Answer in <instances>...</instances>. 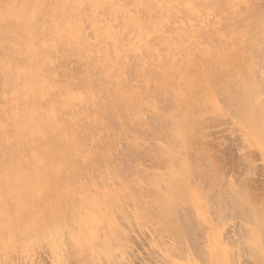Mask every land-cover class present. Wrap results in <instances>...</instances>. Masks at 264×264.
<instances>
[{
  "label": "rangeland",
  "instance_id": "374dc122",
  "mask_svg": "<svg viewBox=\"0 0 264 264\" xmlns=\"http://www.w3.org/2000/svg\"><path fill=\"white\" fill-rule=\"evenodd\" d=\"M43 1L46 13L66 3L68 16L75 19L66 17L62 21L63 31L74 37L67 36L70 43L65 40L66 34L63 38L64 32H59L60 37L47 31L49 28L43 24L47 16H41V26L38 24L46 29L36 26L37 31L33 29L30 34L31 40L39 39L38 43L33 39L34 46L41 47L43 38V59L49 56L51 61L44 59L48 63L44 76H40L51 87L41 109L57 107L55 99L60 94L67 102L60 115L72 134L68 136L80 144L72 139L77 144L73 155L55 154L53 165L46 166L48 170L57 169L59 156L63 168L58 165L61 171L55 172L59 173L58 189L62 190L56 191L62 195L58 192L57 197L53 196L57 194L53 190L46 198L40 197L37 214L26 210V199L14 200L18 188L13 195L10 193L11 197L8 195L12 187H20L19 173L25 166L33 170L22 174L24 183L25 176L43 177V167L23 164L32 160L33 152L23 149L22 133L13 134L15 121L38 109L33 102L38 88L34 87L33 92L31 84L20 82L26 75H19L13 67H21L26 57L21 55L22 47L17 53L16 33L0 24V61L5 59L3 64L0 62V146H7L3 151L0 147V193L5 196L0 199V264H262L256 249L258 236L264 233V0H80L79 5L72 0L71 4L70 0ZM51 34L57 40L53 47ZM218 64L231 72L215 73ZM211 66L212 71L216 67L215 74L223 80L225 77L224 81L216 79L214 91H204L188 80L199 67L206 68V74L212 77ZM26 68L28 74L33 73L31 67ZM26 68L21 73H26ZM5 69H11L10 74ZM3 76L8 77V84ZM248 82L260 92L255 91L259 100L254 99L252 108L256 121L263 123L257 122L259 129L253 131L254 136L239 113L240 103L231 96V91L236 92L241 83L248 86ZM20 83H25L28 87L23 88L28 90L14 87ZM188 104L194 106L193 112L188 113ZM19 112L27 114L20 113V117ZM174 117L185 121L189 137L177 135L179 122ZM191 120L195 126L191 127ZM14 137H19V145ZM16 154L21 155L19 159ZM12 158L21 160L20 167L15 161V170ZM185 165H197L194 171H186L188 184L184 181V189L172 187L176 186L174 177ZM62 191L68 192L66 196ZM56 204L60 209L58 218L63 220L61 228L66 232L61 230L58 241L63 244L59 242L57 247L56 241L51 246L53 242L41 236L39 240V232H35L51 219L49 210ZM164 209L169 212L165 218L161 212ZM34 222L42 225L36 228ZM260 238L264 246V234Z\"/></svg>",
  "mask_w": 264,
  "mask_h": 264
},
{
  "label": "bare ground",
  "instance_id": "6f19581e",
  "mask_svg": "<svg viewBox=\"0 0 264 264\" xmlns=\"http://www.w3.org/2000/svg\"><path fill=\"white\" fill-rule=\"evenodd\" d=\"M58 1V0H57ZM60 1H62V2H60V3H65L66 1H68L69 2V0H60ZM74 3H78V2H80V0H72ZM71 0H70V4H71V2H72ZM242 1V0H241ZM43 0H0V12H3V16L1 17L0 16V21L1 20H3L4 22H0V24L2 25V26H4L5 27V29L7 30H10L11 32L13 31L14 33H16L15 34V36L14 35H11V37L12 36H14V41H15V43H16V45L17 46H19V47H17L18 49H17V53L19 52L20 53V49H21V47H22V49H23V53L21 54V55H23V56H25L26 58H25V62H24V64H23V62H22V64L23 65H25L24 67H23V65L21 66V67H19V66H16V64L14 65L12 62L10 63V64H13L14 65V67H13V69L15 68V72H17L19 75H26V77H27V80L25 81V78L26 77H24V76H22L21 78H24V80L23 79H21L20 80V82L22 81V82H27L28 84H31V86H33V88H31V89H33L32 91L34 92L35 91V89H34V87L35 88H38L37 90H38V92H35V93H37V94H35V96L36 95H38L40 98L39 99H37L38 98V96L37 97H35V96H33V98H34V101L33 102H35L34 103V105H36L35 106V108H38L37 110H34V108H33V110L27 115L28 117H25L24 119H22V118H19V116H18V118L19 119H15V117H17V115L14 113V115H16V116H14V121H15V124L16 125H14V121L13 122H11V127H13V125H14V127H16L18 130H21V132H19L18 134H16L17 132H18V130H16V128H15V131H16V133H13V134H15V136H19V134L21 135V133L23 134L22 136H24L25 138H23V137H21L20 136V139H22L23 141H20L19 140V137H17V140H16V137H14L15 138V140H16V143L18 142V141H20V143L22 142V146H25V148L23 147V149H31L32 150V160H30L29 159V161L28 162H30V163H28V162H23V164L25 165H27V164H30V165H36V166H42L43 167V170H44V168H45V170L43 171H41V173L40 172H38V173H40L41 175H42V173H43V177H35V179H32V176L30 177V176H28L27 177V179H25L26 178V176H25V178H24V181H25V183L23 182V175L22 174H25L26 173V171H31V170H29V169H32V168H30L29 166V168L27 169L26 168V166H25V170L24 169H22V167L19 169V170H21L22 169V171L24 170V172L23 173H19L20 175L19 176H22L21 178V181H19L18 183L20 184L21 183V185H20V187H19V185H18V187H14V189H13V187L11 188V189H8V190H11L9 193H8V195L11 193L12 194V191L13 190H15L16 188H18V189H16V191H17V194H15V193H13L12 195L13 196H15L13 199L14 200H19V202L20 201H22V200H24V199H26L24 202L25 203H27L26 205H28V207L26 208V210L27 211H30L29 213L31 214V212H32V215L35 213V214H37L36 213V209H37V207L39 208V206H37V202H40V197H42V199H43V197L44 198H46L45 197V195L46 194H48V193H50L51 191L53 192V190H59V191H61L62 190V188H61V190L60 189H58V188H60V186H61V182L58 180V174L59 173H57L56 174V170H57V172L58 171H61L60 170V168H58L59 166L58 165H60V167H62V163L61 164H59V161H60V158H56V160L57 161H55V163L56 162H58V164L56 165V168L57 169H55V168H52L51 167V169H52V172L50 171L51 169H46V166H51V165H53L52 163H54L53 162V157H54V155L55 154H58V155H60V154H66V156H68V157H71L73 154H72V152H73V150H74V148H75V146H77V144H75V142L76 143H78V145L80 144L79 143V141L78 140H76V138H70L68 135H70V136H72V134L68 131V129L64 126L65 124H64V121H63V118L61 117V112H60V110L62 109V108H64L65 109V106H66V104H67V102H66V100L65 101H63L62 100V96H60V94H58V96H56V99H55V103H57V107L55 106V107H52V106H46V107H48L46 110H42L41 108V106L43 105L42 104V101L45 99V95H47V94H49V91L51 90V87L49 86V84H47V83H44V81L42 80V75L44 76V67H46L45 65H46V63H48V60H49V56H48V58H44V59H48V60H46V62H44V59H43V57H46V56H44L46 53L45 52H43L45 49V41L44 40H42L41 39V41H40V45H41V47H39V45L38 44H36V46L38 47V48H41V49H38L36 46H34L35 44H34V41H33V39L34 38H32V40H31V38L30 37H32V35L30 36V34L33 32V29L35 30V31H37L36 29H37V27L38 28H40L41 30H42V28H43V26L42 27H39V25L41 26V23H42V17H46L47 19H44L43 18V20H47V21H45V22H47V23H43V24H45L44 26L46 27V28H49L47 31H50L52 34L54 33H56V34H61L62 33V35H63V32H64V39H65V34H66V39L65 40H68V42L70 41V38H73L74 39V37H71L70 35H68L69 33L65 30V31H63L64 29H62V28H64V24H63V19L64 18H66V17H68V19H71L68 15H69V13H67V11H68V7L67 6H65L66 5V3H65V5L64 4H62L61 6H59L58 8H55L51 13H46V9L44 8V7H42V6H44L43 5ZM67 2V3H68ZM80 3H78V5H79ZM42 5V6H41ZM57 5H60L59 3L57 4ZM68 5V4H67ZM77 5V6H78ZM77 6H76V8H77ZM79 11V10H78ZM71 13V12H70ZM81 13V12H80ZM42 16V17H41ZM49 16H50V18H49ZM40 18H41V21H40ZM72 18H74V16L72 17ZM77 18V17H76ZM67 19V20H68ZM75 19V18H74ZM74 19H71V20H74ZM71 20H69V21H71ZM14 21H18V22H14ZM40 22V23H38V22ZM49 21V22H48ZM75 21H77V19L75 20ZM74 21V22H75ZM71 23H72V21H71ZM76 23V22H75ZM74 23V24H75ZM39 24V25H38ZM73 24V23H72ZM77 25V24H76ZM37 26V27H36ZM75 26V25H74ZM35 27H36V29H35ZM43 28V30L44 29H46V28ZM76 28H78L77 26H76ZM0 29H2V28H0ZM4 29V30H5ZM22 30V31H21ZM1 31V30H0ZM23 34H25V35H23L22 36V33ZM46 31V30H45ZM58 33H57V32ZM9 32V31H8ZM7 32V33H8ZM21 34H20V33ZM25 32V33H24ZM59 32H61V33H59ZM42 33H44V32H42ZM68 33V34H67ZM79 33V32H78ZM3 34H5V33H3ZM51 34V35H52ZM42 36V34H41V32H40V34H39V36ZM50 35V36H51ZM39 36H36V38L38 39V37ZM49 36V37H50ZM56 36V35H55ZM67 36H70V38L69 39H67L68 37ZM0 37H2V36H0ZM21 37V38H20ZM22 37H24V41H23V43H20V41H19V39H21V41L23 40L22 39ZM34 37V36H33ZM59 37V36H58ZM60 37H62L61 35H60ZM4 38H5V36H4ZM54 35H52V38H49L50 40H52L51 41V43H50V41H49V43L51 44L50 46H52L53 47V45L52 44H54ZM63 38H58V40L60 41H63ZM77 37H75V41L77 40L76 39ZM10 39V38H9ZM8 39V40H9ZM35 41H36V39H34ZM39 40V39H38ZM37 40V41H38ZM6 41V40H5ZM11 41V40H10ZM13 41V42H14ZM36 41V42H37ZM42 41H44V42H42ZM57 41V40H56ZM55 41V42H56ZM58 41V42H59ZM71 41H72V39H71ZM75 41L73 42V44L75 45ZM2 42H3V39H2ZM35 42V43H36ZM8 43L9 42H7L6 41V44L8 45ZM15 43L13 44V45H15ZM38 43V42H37ZM70 43V42H69ZM5 44V45H6ZM18 44H20V45H18ZM56 44V43H55ZM63 44L65 45L66 44V42H63ZM0 45H2L1 43H0ZM11 45V44H10ZM12 45V46H13ZM46 45H47V42H46ZM5 47V46H4ZM7 47V46H6ZM8 47H9V45H8ZM16 47L14 48V47H12L13 48V51H15L14 49H16ZM36 47V48H35ZM44 47V48H43ZM12 48H11V50H12ZM4 49V48H3ZM7 49V48H6ZM10 49V48H9ZM42 49H43V51H42ZM2 50V49H1ZM18 50H20V51H18ZM36 50H37V52H36ZM7 51V50H6ZM251 52V51H250ZM15 53V52H14ZM17 53L15 54L16 56H18L17 55ZM248 53V52H247ZM20 55V54H19ZM246 55H249V54H246ZM251 55V54H250ZM15 56V57H16ZM21 57V56H20ZM40 57H42V62L40 61ZM22 59H23V57H22ZM217 59V58H216ZM219 59V58H218ZM217 59V60H218ZM220 59H221V57H220ZM224 59V58H223ZM5 60V59H4ZM4 60L2 59V61L3 62H1L2 64L4 63ZM7 60V59H6ZM16 61V60H15ZM20 61V60H19ZM249 61H250V59H249ZM18 62V61H17ZM16 62V63H17ZM21 62V61H20ZM51 61L49 60V63H50ZM219 62H220V60H219ZM234 62V61H233ZM241 62V61H240ZM246 62V61H245ZM251 62V61H250ZM250 62H249V64H250ZM43 63H45V64H43ZM224 63V62H223ZM222 63V64H223ZM230 63V62H229ZM7 64H8V62H7ZM220 64V63H219ZM218 64V66H217V70L218 71H216L215 73H218L219 72V70L221 71L222 70V72H220V73H223V72H227V73H229V69L228 68H230V67H228L227 69L228 70H226V69H224V66H226V65H228V64H226L225 63V65L222 67L221 65H219ZM234 64V63H233ZM246 64H248V63H246ZM17 65H20V64H18L17 63ZM48 65V64H47ZM215 65H217V63L215 64ZM230 66H231V63L229 64ZM235 65V64H234ZM250 65H252V63L250 64ZM8 66H9V64H8ZM7 66V67H8ZM11 66V65H10ZM114 66H116V65H114ZM113 66V67H114ZM220 66V67H219ZM245 66V65H244ZM11 67V68H12ZM26 67H31V71H33V73L31 72L30 74H28V68H26ZM215 67V66H214ZM9 68V67H8ZM26 68V73H24V71H22V73H21V70H23V69H25ZM114 68H116V67H114ZM200 69H195V71L194 72H191L192 74H190L189 76H190V79H188L189 81L191 80L193 83H196V84H198L201 88H203V90L205 91H214V86L213 85H215V83L214 82H216L217 80L216 79H221L222 77L218 74H215L214 73V71H215V69H216V67L214 68V71H212V66H211V70L209 71L210 72V76H212V77H208V75H209V73H207L206 74V68H201V67H199ZM235 68H237V66L235 67ZM208 69V68H207ZM11 70V69H10ZM10 70H7V69H5V70H3V71H6L7 73H8V71H10ZM2 71V72H3ZM19 71V72H18ZM211 71L215 74H213V75H211ZM13 72V71H12ZM11 72V73H12ZM231 72V71H230ZM17 73H15V74H17ZM21 73V74H20ZM8 74H10V72L8 73ZM17 74V75H18ZM112 74V73H111ZM233 74V70H232V73H231V75ZM3 75H5V73L3 72ZM19 75H18V77H19ZM28 75V76H27ZM223 75V74H222ZM225 75V74H224ZM6 76H8V75H6ZM6 76H3V79L5 80V83H7L8 82V77L7 78H5ZM39 76V77H38ZM41 76V77H40ZM111 76V75H110ZM114 76H116V75H114ZM227 76H228V74H227ZM230 76V75H229ZM11 77V76H10ZM9 77V78H10ZM15 77H16V75H15ZM232 77V76H231ZM230 77V78H231ZM12 78H13V76H12ZM36 78H38V82H39V84H38V87H37V81H36ZM45 78H47V77H45ZM113 78V77H112ZM229 78V77H228ZM14 79V78H13ZM17 80H18V78H16ZM227 79V78H226ZM7 80V81H6ZM51 80V79H50ZM222 80H223V78H222ZM224 80H225V77H224ZM223 80V81H224ZM228 81H229V79H227ZM227 80H226V85L229 83V82H231V81H229V82H227ZM220 82V83H223V85L225 84L224 82ZM218 82V81H217ZM232 82H233V78H232ZM236 82H238L237 80H236ZM10 83V82H9ZM17 84V86L18 85H20V86H14V87H16L18 90H20L19 88L21 87V89L23 90H25V91H27L26 90V88H23L24 86L23 85H25L26 86V84ZM249 83L250 82H248V86L245 84V83H241L240 84V86H239V89L237 90L236 89V92H235V90L234 91H231V93H232V98L234 99V101H236V102H238V103H240V107H239V110H240V115L243 117V119L247 122V124L249 125L248 127H247V131H249L250 130V133L254 136L255 135V133L253 132V131H256L257 132V130L259 129V126H258V124H257V122H261V121H256L257 119L255 118V116H254V110H253V108H252V105H253V102H254V99L256 98V100L258 99L259 100V96H258V98H257V93L255 92V91H259V90H256L255 89V86H254V89L252 88L253 86L252 85H254L253 83H251L250 84V86H249ZM8 84V83H7ZM27 84V85H28ZM188 84V83H187ZM234 84V83H233ZM237 84V83H236ZM235 84V85H236ZM217 85V84H216ZM226 85H225V87H226ZM237 85H239V84H237ZM11 86V85H10ZM230 86V85H229ZM13 87V88H14ZM26 87H28V86H26ZM195 87V86H194ZM218 87H221V85L219 84V86ZM232 87H234V86H232ZM9 88H11V87H9ZM30 88V87H29ZM222 88V87H221ZM256 88H257V85H256ZM259 88V87H258ZM218 89V88H217ZM229 89V88H228ZM233 89V88H232ZM12 91L11 92H13V90L14 89H11ZM36 90V91H37ZM54 90H56V89H54ZM60 90V89H59ZM224 90H226V88L224 89ZM230 90V89H229ZM21 91V90H20ZM18 92V94H20L21 92ZM24 91V92H25ZM31 91V92H32ZM219 91H222L221 89H219ZM227 91V90H226ZM216 93H217V91H215ZM223 92V91H222ZM179 93V92H178ZM177 93V94H178ZM198 93H199V91H198ZM202 93V92H201ZM203 93H205V92H203ZM215 93V94H216ZM220 93V92H219ZM231 93H229V95L231 94ZM258 93H260V92H258ZM13 94H15V92L13 93ZM22 94H23V92H22ZM26 95L28 94V93H25ZM51 94V93H50ZM52 94H53V90H52ZM57 94V93H56ZM223 94V93H222ZM222 94H220V95H222ZM257 94V95H256ZM30 95H32V93L30 94ZM201 95V94H200ZM199 95V96H200ZM218 95V94H217ZM227 95V94H226ZM22 96H24L25 97V95L23 94ZM223 96V95H222ZM230 96V97H231ZM20 97V96H19ZM27 97H29V95L27 96ZM47 97V96H46ZM185 97V96H184ZM198 97V96H197ZM226 97V96H225ZM31 98V97H30ZM220 98V97H219ZM218 98V99H219ZM23 99V98H22ZM199 99V101H201L202 102V100H200L201 98H198ZM197 99V100H198ZM224 99V98H223ZM13 100H14V98H13ZM30 100V99H29ZM39 100H41V101H39ZM227 100H229V99H227ZM231 100V99H230ZM196 101V100H195ZM232 101V100H231ZM29 102V101H28ZM31 102V101H30ZM39 102H40V104H39ZM65 102H66V104H65ZM200 102V103H201ZM230 102V101H229ZM196 103V102H195ZM198 103V102H197ZM259 103V102H258ZM260 104V103H259ZM256 105V104H255ZM258 105V104H257ZM257 105H256V107H257ZM24 106V105H23ZM28 107H30L31 108V105L29 106V105H27ZM259 106V105H258ZM19 107V106H18ZM17 107V108H18ZM45 107V106H44ZM193 107L194 106H191V105H189L188 104V113H190L192 110H193ZM260 107V106H259ZM25 108V107H24ZM23 108V109H24ZM63 109V110H64ZM196 109V108H195ZM199 109V108H198ZM262 109V108H261ZM13 110V109H12ZM20 110V109H19ZM22 110V109H21ZM26 109H24L23 111H25ZM71 110V109H70ZM258 110H260V108L258 109ZM27 111V110H26ZM62 111V110H61ZM263 112V109L262 110H260V112ZM16 113H17V110L15 111ZM22 112V111H21ZM21 112H19L18 113V115H20V113ZM193 112V111H192ZM12 113V112H11ZM24 113V112H23ZM23 113H21V114H23ZM26 113V112H25ZM62 113H63V111H62ZM8 114V113H7ZM27 114V113H26ZM26 114H23V115H26ZM61 114V115H60ZM11 116H12V114H11ZM6 117V116H5ZM20 117H21V115H20ZM76 117V116H75ZM175 119H174V121L176 120V121H178V120H180L179 119V117H174ZM8 119V118H7ZM6 119V120H7ZM73 119H75V118H73ZM175 121V122H176ZM181 121H183V123L185 122L183 119L181 120ZM176 122V123H178L177 125H176V128H175V131H176V133H177V135L178 136H181V137H186L187 138V136H188V127L186 128V127H184V126H186L185 125V123L184 124H182V122ZM191 122H192V120H191ZM195 123V122H194ZM193 122H192V124H191V127L192 126H195V125H193L194 124ZM261 123H263V121L261 122ZM260 123V124H261ZM13 124V125H12ZM263 124H261L260 125V129H262L261 128V126H262ZM264 127V126H263ZM194 128V127H193ZM192 128V129H193ZM192 129H191V137H192ZM174 130V129H173ZM260 131V130H259ZM12 134V133H11ZM10 134V135H11ZM13 134H12V138H13ZM262 135H263V133H261ZM9 135H7V137H8ZM26 136H27V139H26ZM2 137V136H1ZM4 137V136H3ZM189 137V136H188ZM6 138V137H5ZM4 138V139H5ZM11 138V139H12ZM7 140V139H6ZM5 140V141H6ZM9 141H10V139H9ZM3 144V143H2ZM18 144V143H17ZM19 145V144H18ZM15 146V145H14ZM13 146V147H14ZM0 147H3L4 148V146H0ZM7 147V146H6ZM5 147V148H6ZM5 148L4 149H2V151L3 150H5ZM19 149H20V147H18ZM14 149V148H13ZM77 149V148H76ZM8 150V149H7ZM81 150V149H80ZM1 151V150H0ZM9 151V150H8ZM22 151V150H21ZM75 151V150H74ZM77 151V150H76ZM10 152V151H9ZM11 152H15V151H11ZM27 152H28V150H27ZM26 152V153H27ZM0 153H2V152H0ZM15 153H17V151L15 152ZM18 153H19V151H18ZM21 153V152H20ZM75 153H77V152H75ZM81 153V152H80ZM79 153V154H80ZM14 154V153H13ZM13 154H11V155H13ZM78 154V153H77ZM15 155V154H14ZM61 155V156H62ZM17 156H19L18 154H16V156H15V158L17 157ZM21 156V155H20ZM19 156V157H20ZM77 156V155H76ZM83 156V155H82ZM26 157V156H25ZM63 158L65 157V155L64 156H62ZM61 157V158H62ZM67 157V158H68ZM80 157V156H79ZM1 158V157H0ZM18 158V157H17ZM29 158V157H28ZM62 158V159H63ZM73 159L72 160H75V158H74V156L72 157ZM78 158V157H77ZM81 158V157H80ZM2 160H3V158H1ZM0 159V160H1ZM19 159V158H18ZM12 160H13V158H12ZM67 159H66V157L64 158V161H66ZM71 160V159H70ZM85 160V159H84ZM14 161V163H15V161H17V164H19L18 162H20L21 160H13ZM13 161H9L8 160V163L9 162H13ZM23 161V160H22ZM64 161L62 160V162L64 163ZM79 161V160H78ZM81 161V160H80ZM1 162V161H0ZM69 162V161H68ZM78 163V162H77ZM84 163V162H83ZM2 164V163H1ZM5 164H7V163H5ZM3 165L2 167L4 168V166H6V165ZM12 164V163H11ZM11 164H10V166H11ZM17 164L15 163V164H13V166H14V170H15V166H17ZM68 164L69 163H67V166H68ZM75 164V163H74ZM199 163H197V165H198ZM70 165V164H69ZM190 165V164H189ZM197 165H196V167H197ZM9 166V165H8ZM23 166V165H22ZM39 166V167H40ZM49 166L47 167V168H49ZM54 166H55V164H54ZM66 166V165H65ZM73 166V165H72ZM19 167H20V164H19ZM32 167V166H31ZM190 167V166H189ZM196 167L195 168H188V165H185V166H182L181 167V169L180 170H182V171H180L181 172V174L180 175H176V177H174V178H176L177 180H176V182H175V185L176 186H173V185H171L172 187H174V188H176V187H178L179 189H181V188H185V184H184V181H186V183L188 184V180H187V172L186 171H188V172H192V169H193V171H194V169H196ZM13 168V167H12ZM63 168V167H62ZM6 169V168H5ZM9 169H11V168H9ZM18 169V168H17ZM17 169H16V171H17ZM39 169V168H38ZM53 169H54V172H53ZM74 169V168H73ZM33 170V169H32ZM35 170V169H34ZM39 170H41V169H39ZM69 170H71V168L69 169ZM68 170V171H69ZM204 170V169H203ZM203 170H201V172L203 171ZM19 172V171H18ZM21 172V171H20ZM33 172V171H32ZM37 172V171H36ZM73 172H74V170H73ZM201 172H200V174H201ZM203 173V172H202ZM40 174H39V176H40ZM66 175V174H65ZM19 176H17L18 178H19ZM215 177V176H214ZM61 178V177H60ZM215 179V178H214ZM7 180H8V178H7ZM18 180V179H17ZM20 180V179H19ZM177 181H180L179 183L177 182ZM17 183V184H18ZM57 186H56V185ZM178 184V185H177ZM58 185H60L59 187H58ZM54 186H55V188H54ZM170 186V187H171ZM169 187V188H170ZM57 188V189H56ZM168 189V188H167ZM170 189H172V188H170ZM178 189V190H179ZM175 190V189H174ZM178 190H176V191H178ZM16 191H14V192H16ZM54 191V192H55ZM59 191H56L57 192V194H53V196L54 195H56L55 197H57V195H58V192ZM171 191H173V189L171 190ZM184 191V190H183ZM195 191V190H194ZM1 192V191H0ZM166 192H168V191H166ZM179 192V191H178ZM186 192V191H185ZM3 193V192H2ZM2 193H0V199H4V197L5 196H3V194ZM60 193V192H59ZM62 193L63 194H65L64 193V191H62ZM68 193V192H67ZM66 193V194H67ZM170 193H172V192H169V194ZM11 194L9 195L10 197H11ZM61 194V193H60ZM66 194H65V196H66ZM52 195V194H51ZM62 195V194H61ZM35 196H37L36 198V202L34 203V197ZM47 196V195H46ZM70 196V195H69ZM168 196V195H167ZM173 196V195H172ZM8 197V196H7ZM17 197V198H16ZM48 198V197H47ZM62 198H64L63 196H62ZM13 199H11V200H13ZM41 199V200H42ZM53 200L55 199L56 201H57V199L56 198H52ZM61 199V198H60ZM162 199V198H161ZM166 199H168V198H166ZM27 200H28V202H27ZM33 200V203L31 202V201ZM62 200V199H61ZM160 200V199H159ZM164 200V199H163ZM169 201H171V200H169ZM23 202V203H24ZM65 202H66V200H65ZM160 202H162V201H160ZM61 203V202H60ZM68 203V202H67ZM164 203V202H163ZM170 203V202H169ZM173 203V202H172ZM171 203V204H172ZM36 204V205H35ZM39 204V203H38ZM40 204H42V203H40ZM62 204V203H61ZM60 204V205H61ZM89 204V203H88ZM167 204V203H166ZM57 205V204H56ZM54 206L53 205V207L51 206V210H49V211H51L49 214H50V217H51V219L49 220V219H47V222L46 223H43V225L41 224V222H40V224L38 225L36 222H34V223H36L35 225H34V227H40V225H42L40 228H37V229H39L38 231H35V232H39L38 234H37V238L39 239L40 238V236L43 238V239H45L46 241H50V242H53V243H50V245L51 246H53V244H55V241H56V247H57V243H58V245H59V242L60 241H58V236H59V234L60 233H62L61 232V230H63L62 228H63V226H62V228H61V222H63V220L61 221L59 218H58V215H59V213H60V209H59V206L57 205V206ZM66 205V204H65ZM170 205V204H169ZM173 205H175V203L173 204ZM172 205V206H173ZM37 206V207H36ZM42 206V205H41ZM165 207H166V205H164ZM7 207V206H6ZM61 207V206H60ZM63 207V206H62ZM67 207V206H66ZM69 207V206H68ZM8 208V207H7ZM168 208V207H167ZM25 209V208H24ZM30 209V210H29ZM39 209H41V208H39ZM68 209V208H67ZM70 209V208H69ZM168 209H171V205L169 206V208ZM10 210V209H9ZM38 210V209H37ZM43 210H44V208H43ZM63 210H65V209H63ZM163 210V209H162ZM161 210V212H163L162 214H163V216H164V218L168 215V210H165L164 209V211H162ZM14 211V210H13ZM46 211H48V210H46ZM97 211H98V209H97ZM41 212H42V210H41ZM66 212V211H65ZM67 212H68V210H67ZM71 212L73 213L74 211H72L71 210ZM69 213V212H68ZM101 213V212H100ZM19 214V213H18ZM45 214V213H44ZM53 214H56V216H57V219H54L55 217V215H53ZM78 214V213H77ZM20 215V214H19ZM46 215V214H45ZM51 215H53V218H52V216ZM90 215L92 216V218L94 219L97 215H96V213L93 211V210H91L90 209ZM82 216L84 217V214L82 213ZM82 216H80L81 218H83ZM139 216V215H138ZM14 217H17V216H15V214H14ZM20 217V216H19ZM87 217V216H86ZM86 217H84V219L86 218ZM46 218V216L44 217V219ZM91 218V217H90ZM30 219V218H29ZM80 219V218H79ZM78 219V220H79ZM96 219V218H95ZM16 220V219H15ZM36 220V219H35ZM34 220V221H35ZM46 220V219H45ZM39 221V220H38ZM81 221H82V219H81ZM75 222V221H74ZM76 222H78V221H76ZM31 223H32V221H31ZM78 225H79V222L77 223ZM76 224V225H77ZM80 224H82V223H80ZM38 225V226H37ZM77 225V227H79ZM83 225H84V222H83ZM31 226H32V224H31ZM30 227V226H29ZM28 227V228H29ZM34 227H31V228H33L34 229ZM76 227V226H75ZM21 228V227H20ZM30 228V229H31ZM80 228V227H79ZM24 229V228H23ZM36 230V229H35ZM64 231V230H63ZM27 232V231H26ZM25 232V233H26ZM65 232V231H64ZM87 232V231H86ZM66 233V232H65ZM76 233H78V234H80V232H78V228H77V231H76ZM88 233H89V231H88ZM261 233H263V232H261ZM40 234V235H39ZM64 234V233H63ZM63 234H61V236L63 235ZM91 234H93V232L91 231ZM264 234V233H263ZM263 234L261 235V234H259V242H258V245H257V255H258V258L260 259V261H261V263L262 264H264V246H262V239L260 238V237H262L263 236ZM38 235H39V237H38ZM75 235H77V234H75ZM89 235V234H88ZM61 236H60V238H61ZM78 236V235H77ZM85 236V235H84ZM91 236V235H90ZM93 236H94V234H93ZM63 237V236H62ZM70 237V236H69ZM71 237H72V235H71ZM76 237V236H75ZM74 236L72 237V238H74V239H77V237L75 238ZM89 237V236H88ZM95 237V236H94ZM42 238H40L39 240H42ZM106 238V237H105ZM66 239V238H65ZM93 239V238H92ZM95 239V238H94ZM89 240V239H88ZM105 240V239H104ZM62 241V240H61ZM35 242H36V240H35ZM89 242H90V240H89ZM61 244L60 245H62L63 243L62 242H60ZM91 244V243H90ZM104 245H106V243L104 244ZM88 247H91L90 245L88 246ZM87 247V248H88ZM106 247V246H105ZM58 248H60V246L58 247ZM58 248H56L57 250H58ZM52 249H53V247H52ZM97 250V249H96ZM56 251V250H55ZM58 252V251H57Z\"/></svg>",
  "mask_w": 264,
  "mask_h": 264
}]
</instances>
